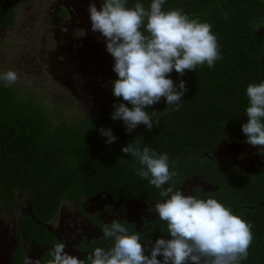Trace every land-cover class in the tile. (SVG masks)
I'll return each mask as SVG.
<instances>
[{
	"label": "trees",
	"instance_id": "trees-1",
	"mask_svg": "<svg viewBox=\"0 0 264 264\" xmlns=\"http://www.w3.org/2000/svg\"><path fill=\"white\" fill-rule=\"evenodd\" d=\"M18 2L0 0V29L15 23ZM144 2L147 6V0ZM162 7L180 8L189 16L207 20L217 37L220 57L212 68L201 64L193 71L168 74L173 82H185L181 107L164 111L171 106L165 105L163 98L148 106L162 112L160 122L150 130L138 124L125 132L121 121L109 118L113 101L119 99L111 96L109 86L103 108L117 139L108 144L97 131L105 126L98 119L53 118L40 99L23 95L14 85L0 86V208L16 215V210L26 204L20 202L19 194L25 195L30 213L18 219L17 239L42 248L40 264L51 258L49 250L58 240L44 224L56 218L64 201L72 202L101 233L104 222L84 211L82 199L107 196L148 207L163 199L157 195L158 189L133 173V163L120 151V145L131 139L168 153L175 162L170 165L176 169L171 181L174 188L200 177L212 190L197 186L192 194L214 196L251 221L252 240L241 264H264V167L246 172L235 164L219 165L209 156L225 140L245 141L240 130L246 120L244 88L264 78V36L260 32L264 30V0H165ZM64 13L61 10L57 17H64ZM126 212L122 207L117 214L123 217ZM120 220L147 242L166 235L161 232L165 222L158 217L146 220L140 216V225ZM110 243L100 234L80 241L75 249L84 257L92 247L107 248ZM26 257L23 244L18 242L10 264H24Z\"/></svg>",
	"mask_w": 264,
	"mask_h": 264
},
{
	"label": "clouds",
	"instance_id": "clouds-1",
	"mask_svg": "<svg viewBox=\"0 0 264 264\" xmlns=\"http://www.w3.org/2000/svg\"><path fill=\"white\" fill-rule=\"evenodd\" d=\"M164 3L147 0L145 6L144 0H132L130 5L129 0H99L97 7L95 0H88L85 8L88 31L102 41L115 74L108 86L111 96L119 99L113 101L109 118L121 121L125 132L138 124L145 130L157 125L162 112L148 106L161 98L171 106L164 111L181 107L185 82H173L169 73L193 71L201 64L212 68L220 57L217 37L207 20L189 16L180 8H163ZM17 79L11 68L0 71L2 87ZM244 95L246 120L240 130L245 142L259 145L257 151L264 152V78L247 83ZM97 131L106 144L117 139L110 127L101 126ZM120 151L133 163V173L159 190L157 195L163 199L153 201L151 211L165 222L161 232L166 235L147 242L138 231L111 218L101 228L110 246H94L77 258L65 250L64 240L58 239L46 264H241L252 240L251 221L214 196L201 197L174 188L171 181L176 169L170 165L175 162L166 151L157 152L137 139L121 144ZM24 264H39V260L26 257Z\"/></svg>",
	"mask_w": 264,
	"mask_h": 264
},
{
	"label": "rangeland",
	"instance_id": "rangeland-1",
	"mask_svg": "<svg viewBox=\"0 0 264 264\" xmlns=\"http://www.w3.org/2000/svg\"><path fill=\"white\" fill-rule=\"evenodd\" d=\"M66 4L67 0H19L15 23L0 29V71L15 70L18 79L12 85L23 95L34 96L47 104L53 118H96L114 133L116 130L103 108L108 82L115 76L110 68L111 57L104 50L102 41L96 40L97 34L88 31V20L72 21L67 16L59 21L53 17L57 8ZM260 32L264 36V30ZM259 147L230 139L221 142L209 156L219 165L235 164L246 172H256L264 167V152H258ZM197 186L212 190V186L197 176L185 182L181 189L191 192ZM19 196L20 202L26 204L20 206L17 217L29 211L25 195ZM82 207L88 215H96L104 223L111 218H125L140 225L142 214L146 220L156 215L151 211L152 206L113 203L107 196L84 198ZM122 207L127 210L125 215H115L114 212ZM1 213L0 208V218L6 219L7 216L3 213L1 216ZM18 219L9 225L10 233L17 228ZM47 224L59 239L64 240L65 250L77 258H82L83 253H78L75 246L101 234L89 217L70 201H64L56 218ZM33 248L31 244L26 247L31 258L35 257Z\"/></svg>",
	"mask_w": 264,
	"mask_h": 264
},
{
	"label": "flooded vegetation",
	"instance_id": "flooded-vegetation-1",
	"mask_svg": "<svg viewBox=\"0 0 264 264\" xmlns=\"http://www.w3.org/2000/svg\"><path fill=\"white\" fill-rule=\"evenodd\" d=\"M58 2H59V0H58ZM87 2H88V0H67L68 5L66 4V5H64L65 7L57 8L58 10H56L53 13V17H55L56 20L60 21V20H64V18H66L68 16L69 18H71L72 21H74L73 19H75L78 22H83V21L87 22V14L85 11ZM95 2H96V6L99 7V0H95ZM72 9H74V11H71ZM61 10H64V12H65L64 13L65 16L62 18L57 17V13L60 12ZM96 40H97V38H96ZM91 43L95 44L94 42H91ZM91 43L89 45H91ZM98 46L101 47V44ZM72 52H70L71 56L73 55V53H75V52H73V53ZM72 57L74 58V56H72ZM110 200L113 203L114 202H120V201H113L112 199H110ZM120 203H122V202H120ZM123 203L142 204V203H137V202H123ZM142 205H144V204H142ZM19 208L16 210V213H15L16 215L6 214L3 212V209H1L3 215H6L7 218L6 219H4V217L0 218V264H10L11 263L12 253L15 249V246L18 244V242H20V244H23L27 257H30V256L28 255V253L26 251V247L31 244L34 247L33 249H35V250H33L35 252L34 258L39 260V264H40V255H41L42 248H40V247L36 246L35 244H33L32 242L27 241V240L22 239V238H20V240L18 241V239H17L18 233L17 232L19 231V225L20 224L17 225V228H13L12 233H10V230L8 228L9 225L11 224V222L13 220H15V218L21 217V216L17 217V211L19 210ZM104 211H107V210H104ZM2 213H1V216H2ZM114 214L119 215L115 212H114ZM141 216H143V214ZM120 217H122V216H120ZM48 230H50L49 227H48ZM52 233L56 236L57 239H59L54 232H52ZM78 253H80V252L78 251Z\"/></svg>",
	"mask_w": 264,
	"mask_h": 264
}]
</instances>
